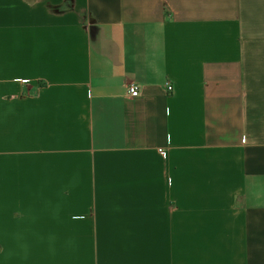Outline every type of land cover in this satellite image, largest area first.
<instances>
[{
    "label": "crops",
    "instance_id": "0c3cea01",
    "mask_svg": "<svg viewBox=\"0 0 264 264\" xmlns=\"http://www.w3.org/2000/svg\"><path fill=\"white\" fill-rule=\"evenodd\" d=\"M0 264H264V0H0Z\"/></svg>",
    "mask_w": 264,
    "mask_h": 264
},
{
    "label": "built area",
    "instance_id": "2783aa9c",
    "mask_svg": "<svg viewBox=\"0 0 264 264\" xmlns=\"http://www.w3.org/2000/svg\"><path fill=\"white\" fill-rule=\"evenodd\" d=\"M166 92L167 93H171L172 92V86L169 83H166ZM127 93H128V95L130 97H137L139 95L138 86L137 85H134V84H130L127 87ZM157 152L160 155L163 153L162 150H158Z\"/></svg>",
    "mask_w": 264,
    "mask_h": 264
}]
</instances>
